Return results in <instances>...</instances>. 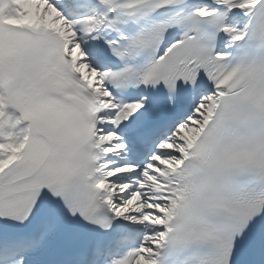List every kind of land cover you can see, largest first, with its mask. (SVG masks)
I'll return each instance as SVG.
<instances>
[{
	"label": "snow or ice",
	"instance_id": "snow-or-ice-1",
	"mask_svg": "<svg viewBox=\"0 0 264 264\" xmlns=\"http://www.w3.org/2000/svg\"><path fill=\"white\" fill-rule=\"evenodd\" d=\"M0 264H264V0H0Z\"/></svg>",
	"mask_w": 264,
	"mask_h": 264
}]
</instances>
